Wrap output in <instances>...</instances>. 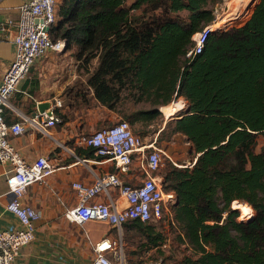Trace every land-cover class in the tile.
Wrapping results in <instances>:
<instances>
[{"label": "trees", "instance_id": "1", "mask_svg": "<svg viewBox=\"0 0 264 264\" xmlns=\"http://www.w3.org/2000/svg\"><path fill=\"white\" fill-rule=\"evenodd\" d=\"M208 1L60 0L50 36L83 64L97 59L86 82L101 104H149L125 115L129 125L150 124L158 106L184 100L159 130L184 135L194 157L191 165L168 162L160 174L176 195L168 222L197 254L179 264H264V145L255 151L264 134V0L241 25L211 30L188 58L193 35L214 19ZM75 151L105 156L91 145ZM237 201L253 209L251 218L238 219ZM128 221L146 247L164 242L154 223Z\"/></svg>", "mask_w": 264, "mask_h": 264}, {"label": "built area", "instance_id": "2", "mask_svg": "<svg viewBox=\"0 0 264 264\" xmlns=\"http://www.w3.org/2000/svg\"><path fill=\"white\" fill-rule=\"evenodd\" d=\"M56 9L57 0H26L19 7L16 22L10 18L5 20L6 29L15 25V31L11 34L14 56L0 81V165L6 175L7 187L13 193L5 206L17 217L19 226L0 229V264H15L20 248L34 239L35 221L40 212L23 203L21 197L28 185L41 181L56 167L47 155L26 160L11 142L12 136L25 130L24 122H7L4 117L11 95L18 90L20 81L26 77L32 64L48 51L61 52L65 49L63 38L53 40L50 36ZM211 30L212 24H209L193 35V45L186 51V57L192 58L201 51ZM61 106V100L53 98L47 108L42 111L37 109L33 115L25 117L26 121L37 131L48 134V129L62 120L58 110ZM79 142L83 146H94L98 154L113 161L117 171L104 172L90 183L72 182L79 199L75 206L66 209L65 216L81 223L87 220L104 221L118 230L116 237L104 236L94 242L95 256L91 264H133L124 252L122 225L136 218L153 223L164 216L171 219L170 206L176 201L174 191L163 189L161 177L155 173L161 163V151L154 145L155 140L143 142L124 119L82 135ZM134 160L144 176L140 182L131 184L124 182L118 171H128ZM111 189L118 191L125 201L123 206L94 199L99 193L108 195ZM163 246L165 242L159 248Z\"/></svg>", "mask_w": 264, "mask_h": 264}, {"label": "crops", "instance_id": "3", "mask_svg": "<svg viewBox=\"0 0 264 264\" xmlns=\"http://www.w3.org/2000/svg\"><path fill=\"white\" fill-rule=\"evenodd\" d=\"M24 1L0 0V81L14 56L11 34L15 31V25L6 29L5 20L10 18L16 22L19 7ZM65 51L51 50L37 59L4 109L7 122H24L25 130L11 137V142L21 155L28 161L38 155H47L56 165L44 179L28 185L21 197L23 203L38 209L40 216L35 221L34 239L20 248L15 264H91L95 256L94 242L104 236L114 238L118 235V230L104 221L87 220L81 223L65 216L66 209L75 206L79 199L72 182L90 183L104 172L117 171L111 159L86 158L76 153V147L83 146L79 142L83 135L80 111L76 107L70 110L67 106H61L58 110L61 119L62 114L64 118L50 127L48 134L32 128L25 118L36 112L40 102H51L53 98H59L62 102L59 95L62 91V54ZM76 76L75 73L71 74L64 84ZM173 112L171 108L170 117ZM118 174L124 182L131 184L143 178L135 161L128 171H118ZM5 178L3 166L0 165V229L19 226L17 217L5 206L13 197ZM94 199L111 202L117 207L125 204L116 189H111L108 195L99 193ZM121 232L125 245L123 225Z\"/></svg>", "mask_w": 264, "mask_h": 264}, {"label": "rangeland", "instance_id": "4", "mask_svg": "<svg viewBox=\"0 0 264 264\" xmlns=\"http://www.w3.org/2000/svg\"><path fill=\"white\" fill-rule=\"evenodd\" d=\"M59 1L57 0V4ZM132 1L124 0V5L128 6ZM257 1L209 0L207 6L214 13V19L210 23L213 28L212 31L241 25L249 17ZM131 11L134 13L139 12L138 9ZM180 14L186 15L187 12L181 11ZM56 21L57 17L53 24ZM74 51L75 49L72 48L62 54V91L59 96L62 99V108L67 106L70 110H74L76 107L80 111L83 135H87L96 129L110 125L121 119L128 121L125 116L126 114H129L134 109L149 107V104L146 102L134 103L128 98L121 99L114 108H108L101 104L93 96L92 88L86 82L88 74L97 63V59L93 58L89 64H83L75 59ZM73 73L77 74L76 78L64 84L66 79ZM122 94L127 95V91H123ZM183 105L184 100L174 96V99L171 100L168 106L162 108L158 106L160 114L150 124H141L140 122L134 125L130 124L132 131L143 142L155 140L154 145L160 149L161 163L155 171L158 175L161 174L162 168L168 162L174 165H188L194 160L192 147L184 135L176 132L172 133L170 130L171 126L165 128L159 134L160 127H164L170 117L171 108H173L174 115ZM262 145H264V134H258L255 151L259 150ZM231 206L238 208L239 220H247L254 213L253 209L244 203L234 202ZM247 207L249 210H247ZM128 224L129 221L123 224V235L125 242L124 250L130 263L179 264V260L184 255H197L186 243L182 234H179L178 228L168 222L167 216H164L162 220L154 222L156 229L161 231L164 237L165 246L162 248L158 246L152 248L146 247L143 237L134 228H128Z\"/></svg>", "mask_w": 264, "mask_h": 264}, {"label": "water", "instance_id": "5", "mask_svg": "<svg viewBox=\"0 0 264 264\" xmlns=\"http://www.w3.org/2000/svg\"><path fill=\"white\" fill-rule=\"evenodd\" d=\"M65 48V47H64ZM50 102L48 101H44V102H40L37 107H38V110L42 111L44 110L45 108H47L49 106Z\"/></svg>", "mask_w": 264, "mask_h": 264}, {"label": "bare ground", "instance_id": "6", "mask_svg": "<svg viewBox=\"0 0 264 264\" xmlns=\"http://www.w3.org/2000/svg\"><path fill=\"white\" fill-rule=\"evenodd\" d=\"M237 8V7H236ZM236 11V10H235ZM217 24V23H216ZM213 29V28H212ZM178 98V97H177ZM180 98V97H179ZM163 106H161L160 108H162ZM184 107V105L182 106V108ZM181 108V109H182ZM161 110V109H160ZM238 202V201H237ZM238 209V208H237ZM247 210H249V208L247 207Z\"/></svg>", "mask_w": 264, "mask_h": 264}, {"label": "clouds", "instance_id": "7", "mask_svg": "<svg viewBox=\"0 0 264 264\" xmlns=\"http://www.w3.org/2000/svg\"><path fill=\"white\" fill-rule=\"evenodd\" d=\"M65 50V49H64Z\"/></svg>", "mask_w": 264, "mask_h": 264}]
</instances>
